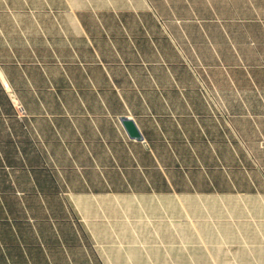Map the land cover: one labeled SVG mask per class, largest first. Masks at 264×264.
<instances>
[{
	"label": "crops",
	"instance_id": "obj_1",
	"mask_svg": "<svg viewBox=\"0 0 264 264\" xmlns=\"http://www.w3.org/2000/svg\"><path fill=\"white\" fill-rule=\"evenodd\" d=\"M0 264H264V0H0Z\"/></svg>",
	"mask_w": 264,
	"mask_h": 264
},
{
	"label": "water",
	"instance_id": "obj_2",
	"mask_svg": "<svg viewBox=\"0 0 264 264\" xmlns=\"http://www.w3.org/2000/svg\"><path fill=\"white\" fill-rule=\"evenodd\" d=\"M120 123H121L123 129L126 131L127 135L131 139H137V140L142 139V136L138 132V130H137V128H136V126L132 120H130L128 118H121Z\"/></svg>",
	"mask_w": 264,
	"mask_h": 264
},
{
	"label": "built area",
	"instance_id": "obj_3",
	"mask_svg": "<svg viewBox=\"0 0 264 264\" xmlns=\"http://www.w3.org/2000/svg\"><path fill=\"white\" fill-rule=\"evenodd\" d=\"M15 109H16V114H17V116H18L19 118L23 117V115H24V110H23V108H22L20 105L15 104Z\"/></svg>",
	"mask_w": 264,
	"mask_h": 264
}]
</instances>
